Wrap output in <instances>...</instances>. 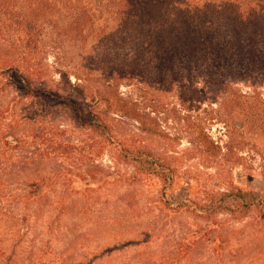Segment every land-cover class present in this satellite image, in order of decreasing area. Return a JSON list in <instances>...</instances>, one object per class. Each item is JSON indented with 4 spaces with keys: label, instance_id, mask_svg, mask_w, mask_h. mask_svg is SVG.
I'll return each instance as SVG.
<instances>
[{
    "label": "rangeland",
    "instance_id": "374dc122",
    "mask_svg": "<svg viewBox=\"0 0 264 264\" xmlns=\"http://www.w3.org/2000/svg\"><path fill=\"white\" fill-rule=\"evenodd\" d=\"M35 1L0 0V82L70 96L113 138L0 91V131L28 144L0 154V264H264L263 210L239 198L264 192V51L238 48L254 27L224 19L205 54L166 53L114 6ZM53 143L70 149L50 157Z\"/></svg>",
    "mask_w": 264,
    "mask_h": 264
},
{
    "label": "trees",
    "instance_id": "16d2710c",
    "mask_svg": "<svg viewBox=\"0 0 264 264\" xmlns=\"http://www.w3.org/2000/svg\"><path fill=\"white\" fill-rule=\"evenodd\" d=\"M42 2V0H37L33 4L34 6L40 5ZM43 3L44 6L41 8H45V11L53 12L65 7L70 12L75 10V3L77 2L75 0H61L60 2L46 0ZM94 3L101 7V3L116 7L118 16L121 19H123L124 15H129L124 20V23L128 26L135 19H141L137 21L144 24V28L150 36L156 34L160 38L163 46L162 51L166 53L180 54L181 52L189 51L193 55L199 54L201 56L202 53L205 54L210 50L209 47H206L207 35L211 34V32H219L221 28L219 23L224 19L228 22L235 20L237 23H241L243 27H254L257 31L254 37H247V39L243 37L242 45H239L238 48L249 50L250 47H255L253 50L255 54H259L258 58L264 51V0H94ZM142 7L144 8L139 11ZM80 11L83 13L82 8H80ZM154 11H156L157 15H155ZM143 17L147 19L145 20ZM260 38L261 40L259 41ZM244 50L242 51L244 52ZM12 70L18 73L13 68L9 69L10 72H8L14 74ZM29 81L28 77L15 74L6 80H1L5 84L0 82V91L11 84L22 93L20 94L16 91L19 99L35 98L38 94L48 96L55 102L65 106L71 112L72 119L79 123L80 126L87 130L90 129L107 141L112 140L111 129L101 114L94 110L86 109L85 111L82 104L70 96L61 95L58 92L32 90L28 85ZM41 132L42 130L37 134L39 137L35 136L34 139L39 140L46 135ZM49 140L51 142L54 141L53 139ZM23 142L24 140L16 138L14 130L9 134L0 131V154L4 157L5 155L9 157V165L14 161L18 151L28 146V144L26 146V143ZM3 147L5 148L4 151L1 150ZM68 149H70L68 145L66 147L62 144L53 143L47 147V152L50 157L64 156L67 154ZM41 156H45V154L42 153ZM131 160L139 161L138 157L131 158ZM239 198L244 205L243 208L256 207L257 210L261 208L263 213L259 210V215H261L260 219L264 220V192L254 196L251 194H240ZM246 200H249L250 203ZM220 207V203L218 206L212 205L205 210L200 206H196L193 212L199 210L207 214L209 212L214 213L212 210L217 211ZM188 209L189 205H187L186 210Z\"/></svg>",
    "mask_w": 264,
    "mask_h": 264
}]
</instances>
